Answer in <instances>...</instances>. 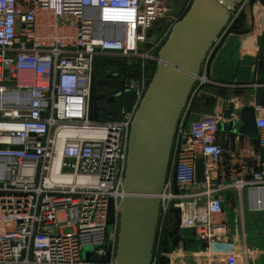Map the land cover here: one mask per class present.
<instances>
[{
	"label": "built area",
	"instance_id": "1",
	"mask_svg": "<svg viewBox=\"0 0 264 264\" xmlns=\"http://www.w3.org/2000/svg\"><path fill=\"white\" fill-rule=\"evenodd\" d=\"M251 1L228 12L194 76L158 196L150 264H161L174 211L206 261L224 264H239L227 241L226 195L247 193L249 210L264 212V103L244 106L254 111L255 138L238 132L237 114L224 122L232 131L215 116L191 120L203 90L218 85L212 63ZM192 2L172 15L166 0H0V264H116L130 127L159 51ZM98 58L120 63L107 72L114 96L133 95L119 120L91 118ZM240 247L247 264L251 250ZM86 248L94 250L85 256Z\"/></svg>",
	"mask_w": 264,
	"mask_h": 264
},
{
	"label": "water",
	"instance_id": "2",
	"mask_svg": "<svg viewBox=\"0 0 264 264\" xmlns=\"http://www.w3.org/2000/svg\"><path fill=\"white\" fill-rule=\"evenodd\" d=\"M243 0H193L159 51L161 63L149 83L130 127L116 264H150L159 220L160 200L169 166L174 133L203 58L226 25L228 12ZM245 28H252V7L244 10ZM241 135L256 137L254 111L244 107ZM220 130L232 131L219 126ZM196 180L204 179L203 162ZM177 240H175L176 242ZM94 248L84 249L88 256Z\"/></svg>",
	"mask_w": 264,
	"mask_h": 264
},
{
	"label": "crops",
	"instance_id": "3",
	"mask_svg": "<svg viewBox=\"0 0 264 264\" xmlns=\"http://www.w3.org/2000/svg\"><path fill=\"white\" fill-rule=\"evenodd\" d=\"M174 1L166 0L171 13L179 14L184 9L186 0H181L176 10ZM252 4V28L246 30L244 21L241 29L231 34L223 44L209 73L210 78L218 85L203 90L195 101L191 120L215 116L224 127V122L231 113L239 115L246 105L253 102L264 103V0H254ZM93 89L98 107H110L109 112L117 110L115 117H106L98 112L97 120H119L130 109L132 93H126L123 98L108 96L101 101L103 99L100 95L106 92L105 89L95 83ZM260 154L264 159V150ZM225 200L231 206L224 215L229 228L227 241L238 254L239 264H244L240 253L243 242L251 250L247 264H264V212L249 210L247 193L240 197L235 192H229ZM242 234L245 235L244 241ZM183 235L181 241L174 242L172 252L166 256V264H224L219 260L206 261L204 254L200 253L202 248L194 242L193 232H184Z\"/></svg>",
	"mask_w": 264,
	"mask_h": 264
},
{
	"label": "trees",
	"instance_id": "4",
	"mask_svg": "<svg viewBox=\"0 0 264 264\" xmlns=\"http://www.w3.org/2000/svg\"><path fill=\"white\" fill-rule=\"evenodd\" d=\"M254 0H252L251 2H253ZM243 22H244V16L242 17V20H241V22H239V24L235 27V31H239L240 29H241V27H242V25H243ZM120 67V63H119V61L117 60V59H108V58H98V60H96V62H95V76H94V79H93V85H94V83L95 84H97V85H100L101 86V88L103 87L105 90L107 89V88H105V87H107L108 86V84H105V82H108V83H112V82H114L112 79H113V77L112 76H110V75H108L107 74V72L108 71H111V69H116V68H119ZM102 83V84H101ZM93 85H92V101H94L93 99H95L94 97H95V92H94V89H93ZM111 87H113L114 88V84H112V85H110ZM114 94V93H113ZM115 95V94H114ZM95 100H97V99H95ZM96 102L97 101H95V104H96ZM97 106V105H96ZM102 110V114H103V110H104V108H102V107H98L97 106V109H95V107H94V110H93V112H92V115H91V118L93 119V120H97V114H98V112H100ZM117 110H113V112L111 111V112H109V110H106V113L107 112H109L110 114L108 115V116H110V117H115V116H117V112H116ZM105 113V112H104ZM106 113L105 114H103L104 116L106 115ZM107 117V116H106ZM110 120H112L111 118H110ZM173 215H175L176 216V218H177V213L174 211L173 212ZM178 220V219H177ZM178 224V223H177ZM167 232L165 231L164 232V235H163V242H162V250L163 251H165V247H166V237H165V234H166ZM174 242H175V240H173V242H172V245H174ZM166 260L164 259V258H162L161 259V264H166Z\"/></svg>",
	"mask_w": 264,
	"mask_h": 264
},
{
	"label": "rangeland",
	"instance_id": "5",
	"mask_svg": "<svg viewBox=\"0 0 264 264\" xmlns=\"http://www.w3.org/2000/svg\"><path fill=\"white\" fill-rule=\"evenodd\" d=\"M179 1V2H178ZM175 2V4H174V9L176 10V8L178 7V6H180V4H181V0H175L174 1ZM250 4V3H249ZM250 6H251V4H250ZM172 12H174L173 10H172ZM172 15H177L176 13L175 14H173V13H171ZM164 21L163 22H161V23H159V24H157L156 25V28H159V27H161L162 25H164ZM121 70H123V69H121ZM114 71H116V73L118 72L117 70H115L114 69ZM114 79V78H113ZM102 84V83H101ZM105 84H108V86L107 87H105V88H107V90H105L106 92L104 93V94H101L100 96H102V99L103 100H101V101H104V100H106V97L108 98V96L109 97H111L112 95H114L113 94V92H111L112 90H114V88L113 87H111L110 85H112V84H115V82H112V83H108V82H105ZM94 101H92V99H91V101H92V112H93V110H94V107H95V109H97V102H96V104H95V101H97V100H95V99H93ZM99 104V103H98ZM111 108L110 107H107V109L105 108L104 110H103V114H105L106 113V110H110ZM100 112H102V110L100 111ZM105 112V113H104ZM110 113L109 112H107L106 113V115L105 116H108ZM262 216H264V215H262ZM178 220H177V218H176V216L175 215H172L171 217H170V220H169V224L167 225V228H166V234H165V237H166V247H165V251H163V258L165 259V260H167V258H166V256H167V254H169V253H171L172 252V249H173V245H172V242H173V240H178V241H181L182 240V236H184L183 235V233L181 234L180 233V230H179V227H178ZM71 230L70 229H64V232H70ZM90 248H86V250H89Z\"/></svg>",
	"mask_w": 264,
	"mask_h": 264
},
{
	"label": "bare ground",
	"instance_id": "6",
	"mask_svg": "<svg viewBox=\"0 0 264 264\" xmlns=\"http://www.w3.org/2000/svg\"><path fill=\"white\" fill-rule=\"evenodd\" d=\"M257 196H260V195H257Z\"/></svg>",
	"mask_w": 264,
	"mask_h": 264
}]
</instances>
